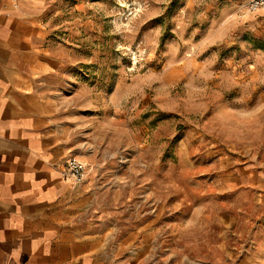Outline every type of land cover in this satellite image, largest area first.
I'll list each match as a JSON object with an SVG mask.
<instances>
[{
  "label": "rangeland",
  "instance_id": "374dc122",
  "mask_svg": "<svg viewBox=\"0 0 264 264\" xmlns=\"http://www.w3.org/2000/svg\"><path fill=\"white\" fill-rule=\"evenodd\" d=\"M52 1L38 87L88 218L140 264H264V0Z\"/></svg>",
  "mask_w": 264,
  "mask_h": 264
},
{
  "label": "crops",
  "instance_id": "0c3cea01",
  "mask_svg": "<svg viewBox=\"0 0 264 264\" xmlns=\"http://www.w3.org/2000/svg\"><path fill=\"white\" fill-rule=\"evenodd\" d=\"M52 3L0 0V264H140L105 220L88 218L91 190L65 173L75 154L37 79L59 64L44 48Z\"/></svg>",
  "mask_w": 264,
  "mask_h": 264
},
{
  "label": "built area",
  "instance_id": "2783aa9c",
  "mask_svg": "<svg viewBox=\"0 0 264 264\" xmlns=\"http://www.w3.org/2000/svg\"><path fill=\"white\" fill-rule=\"evenodd\" d=\"M86 165L76 158H69L66 161L65 173L71 176L76 184H81L86 180Z\"/></svg>",
  "mask_w": 264,
  "mask_h": 264
}]
</instances>
